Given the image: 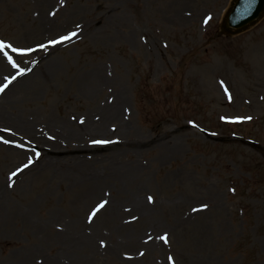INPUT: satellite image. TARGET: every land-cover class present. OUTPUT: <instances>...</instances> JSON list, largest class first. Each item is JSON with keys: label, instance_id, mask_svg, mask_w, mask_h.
Wrapping results in <instances>:
<instances>
[{"label": "rangeland", "instance_id": "1", "mask_svg": "<svg viewBox=\"0 0 264 264\" xmlns=\"http://www.w3.org/2000/svg\"><path fill=\"white\" fill-rule=\"evenodd\" d=\"M231 1L0 0V264H264V17L226 36Z\"/></svg>", "mask_w": 264, "mask_h": 264}, {"label": "bare ground", "instance_id": "2", "mask_svg": "<svg viewBox=\"0 0 264 264\" xmlns=\"http://www.w3.org/2000/svg\"><path fill=\"white\" fill-rule=\"evenodd\" d=\"M65 44H66V41L58 45L55 42L47 43L41 47V50L46 52V54L51 55L54 51L57 50V48L63 47V45ZM4 69H6V67H4V64L3 65L0 64V78L2 77L4 73L3 72ZM105 75L106 74L104 71H97V73L95 74V77H89L88 80H86L85 89H87V91L91 89V91L94 92L96 89L98 90V88L103 87L106 84V81L102 77H105ZM23 78H25V76L22 77L21 79ZM12 84L13 83H10V86L3 92V94L6 91L10 92V88ZM18 88H19L18 85L15 86L11 90V92H13L12 94H14ZM99 113H100L99 115L94 116L96 117V120L92 117V115H89L88 117L89 120L87 119L88 123L85 124L84 126L82 125L75 126L69 122L66 124L55 122L54 126H56L55 127L56 131L59 130V132L61 133L57 139L63 138L64 140H61V141L67 142L68 139H77L79 136H85L86 133H89L90 135H99V137L101 136V138L107 137L108 134L111 135L112 130L110 129V125L107 123H109L110 121H115L116 123H120L121 120L125 119V116L127 113L126 106L124 104V101L122 100V95H120V97H118L116 100H112L109 103L105 104L103 106V109ZM96 139L97 138H95V140ZM57 141L60 145L63 146V143L60 140H57ZM58 143H57V146H58ZM90 158L91 157L84 158L83 160L75 159V161L78 162L80 160V161H84L85 163ZM79 173L81 174L78 176L79 179L82 178L83 180H88V172L86 169H82L81 171H79ZM4 189H5V184H4ZM141 202L142 201L139 198L133 200V203L135 205L137 204L138 206H140Z\"/></svg>", "mask_w": 264, "mask_h": 264}, {"label": "water", "instance_id": "3", "mask_svg": "<svg viewBox=\"0 0 264 264\" xmlns=\"http://www.w3.org/2000/svg\"><path fill=\"white\" fill-rule=\"evenodd\" d=\"M264 14V0H234L223 19V29L237 34L254 25Z\"/></svg>", "mask_w": 264, "mask_h": 264}, {"label": "snow or ice", "instance_id": "4", "mask_svg": "<svg viewBox=\"0 0 264 264\" xmlns=\"http://www.w3.org/2000/svg\"><path fill=\"white\" fill-rule=\"evenodd\" d=\"M10 47V45H9ZM3 89H0V91H2ZM97 143H103V141H97ZM101 207H103V205H101Z\"/></svg>", "mask_w": 264, "mask_h": 264}]
</instances>
